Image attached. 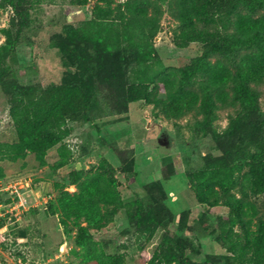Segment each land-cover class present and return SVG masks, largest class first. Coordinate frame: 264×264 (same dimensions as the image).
Here are the masks:
<instances>
[{"label": "trees", "instance_id": "trees-1", "mask_svg": "<svg viewBox=\"0 0 264 264\" xmlns=\"http://www.w3.org/2000/svg\"><path fill=\"white\" fill-rule=\"evenodd\" d=\"M71 3L82 7L86 0ZM10 5L11 0H0V9ZM165 12L178 23L175 46L199 47L173 78L155 69L161 61L154 40ZM29 23V15L15 7L0 45V87L17 138L0 143V160L14 162L32 153L43 162L55 146L59 154L69 156V124L87 121L96 81L115 90L126 108L137 102L163 104L168 117L194 110L202 116L194 133L209 136L220 154L205 155L203 167L186 177L196 201L209 212L221 201L227 209L215 217L212 228L201 220L220 251L205 262L190 261L186 242L165 236V244L147 254L146 264H264V216L250 201L264 193V110L259 103L264 85V0H125L116 8H97L64 34L51 36L62 73L58 82L46 86L20 84L7 64ZM158 90L166 92L168 103L157 97ZM220 108L234 109L222 132L213 127ZM244 167L247 187L236 177ZM173 173L171 166L165 167L162 178L169 180ZM70 180L77 192H63L58 203L64 216L86 223L78 225L75 236L83 250L81 264L121 263V255L105 256L94 242V235L120 210L137 243L151 240L172 215L162 202L165 196L160 201L154 191L158 187L159 195L165 194L157 181L123 202L115 190L119 182L104 171L82 176L73 168ZM238 187L240 196L231 195ZM4 224L0 219V227Z\"/></svg>", "mask_w": 264, "mask_h": 264}, {"label": "rangeland", "instance_id": "rangeland-1", "mask_svg": "<svg viewBox=\"0 0 264 264\" xmlns=\"http://www.w3.org/2000/svg\"><path fill=\"white\" fill-rule=\"evenodd\" d=\"M11 1L12 5L0 9V45L15 7L29 15L30 23L22 30L7 64L20 84L46 86L51 81L58 82L62 73L60 56L51 36L64 34L69 25L77 26L97 8H116L125 0H86L82 7L71 0ZM177 26L165 12L154 40L161 61L155 69L171 78L177 77L179 68L199 53L197 45L175 46ZM157 97L169 102L162 90H158ZM118 100L115 90L95 82L87 121L69 124L72 133L65 140L71 152L69 156L59 154L55 146L46 152L43 162L32 153L14 162L0 160V202L5 210H9L14 197L9 186L18 182L29 184L19 191L26 202L25 210L18 216L14 215L16 210L4 215L7 231L0 237V264H81L83 250L75 244V236L78 225L86 223L64 216L58 203L63 192H77L70 180L73 168L82 176L104 171L115 178L119 182L115 190L123 202L136 198L150 181L159 182L165 193L160 196L159 188L154 190L160 201L165 196L162 202L172 214L165 226L151 240L137 243L124 211L120 210L111 223L94 235V242L105 256L121 255L120 264H146L147 254H153L159 245L165 244V236L184 240L185 256L190 261L205 262L208 255L220 251L201 220L212 228L215 217L226 214L227 209L221 201L209 212L196 201L186 177L203 167L205 155L220 154L209 136L194 133L202 116L189 110L180 117H168L169 111L163 104L137 102L126 108ZM259 103L264 110V85L260 88ZM216 113L213 127L222 132L234 109L220 108ZM16 140L8 99L0 87V143ZM62 162L67 163L60 166ZM169 166L174 173L164 180L162 170ZM246 172L244 167L236 177L239 184L247 187ZM232 194L239 197V187ZM250 201L258 214L264 216V193L251 196ZM246 212L249 213V206Z\"/></svg>", "mask_w": 264, "mask_h": 264}, {"label": "built area", "instance_id": "built-area-1", "mask_svg": "<svg viewBox=\"0 0 264 264\" xmlns=\"http://www.w3.org/2000/svg\"><path fill=\"white\" fill-rule=\"evenodd\" d=\"M18 186V188H17ZM29 187L27 182H18L14 185L9 186L11 194L14 196L9 210H5V206L0 202V219L4 218V215L8 212L16 210L14 213L15 216L20 215L25 210V200L21 197L20 190L23 188ZM22 210V211H20ZM7 231V224H4L0 227V236Z\"/></svg>", "mask_w": 264, "mask_h": 264}]
</instances>
